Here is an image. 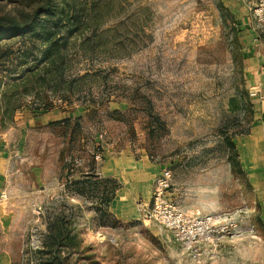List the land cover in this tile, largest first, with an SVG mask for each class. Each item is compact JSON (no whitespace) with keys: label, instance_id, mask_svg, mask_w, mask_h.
<instances>
[{"label":"rangeland","instance_id":"374dc122","mask_svg":"<svg viewBox=\"0 0 264 264\" xmlns=\"http://www.w3.org/2000/svg\"><path fill=\"white\" fill-rule=\"evenodd\" d=\"M84 3L92 18L50 88L35 86L42 63L0 64V264H44L36 251L58 214L73 235L66 264H264V28L252 0ZM164 170L180 211L221 223L216 243L188 250L145 219ZM88 177L120 186L107 212L81 191Z\"/></svg>","mask_w":264,"mask_h":264},{"label":"trees","instance_id":"16d2710c","mask_svg":"<svg viewBox=\"0 0 264 264\" xmlns=\"http://www.w3.org/2000/svg\"><path fill=\"white\" fill-rule=\"evenodd\" d=\"M0 1H9L15 6L12 13H0V64L13 61L14 57L21 61V65L29 61L42 63L46 76L39 75V79L35 75V86L45 88L48 85L50 88L49 79L56 81L62 78V51L69 44V38H73L83 28L84 20L92 18L85 0ZM93 6L92 3V9ZM16 44L19 45L17 54L12 51V45ZM92 180L88 177L84 183H80L81 191L95 190L100 210L107 212L120 186L111 179ZM72 240V231L66 218L58 214L48 223L41 247L36 253L45 259L44 264H66L67 259H62L61 251L68 248Z\"/></svg>","mask_w":264,"mask_h":264},{"label":"built area","instance_id":"2783aa9c","mask_svg":"<svg viewBox=\"0 0 264 264\" xmlns=\"http://www.w3.org/2000/svg\"><path fill=\"white\" fill-rule=\"evenodd\" d=\"M250 12L259 28H264V0H252ZM171 173L164 170L156 180L152 205L144 209V217L171 231L177 242L188 250H195L206 243H216L221 233V223L209 215H186L170 200Z\"/></svg>","mask_w":264,"mask_h":264},{"label":"crops","instance_id":"0c3cea01","mask_svg":"<svg viewBox=\"0 0 264 264\" xmlns=\"http://www.w3.org/2000/svg\"><path fill=\"white\" fill-rule=\"evenodd\" d=\"M3 183H4V179L2 177V174H0V193H1V189L3 188V185H4Z\"/></svg>","mask_w":264,"mask_h":264}]
</instances>
